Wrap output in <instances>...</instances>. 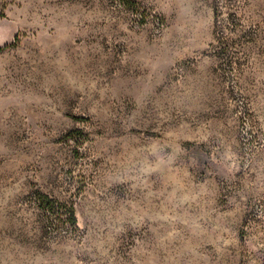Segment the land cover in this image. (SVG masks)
Returning a JSON list of instances; mask_svg holds the SVG:
<instances>
[{"label": "rangeland", "instance_id": "obj_1", "mask_svg": "<svg viewBox=\"0 0 264 264\" xmlns=\"http://www.w3.org/2000/svg\"><path fill=\"white\" fill-rule=\"evenodd\" d=\"M0 264H264V0H0Z\"/></svg>", "mask_w": 264, "mask_h": 264}, {"label": "trees", "instance_id": "obj_2", "mask_svg": "<svg viewBox=\"0 0 264 264\" xmlns=\"http://www.w3.org/2000/svg\"><path fill=\"white\" fill-rule=\"evenodd\" d=\"M69 216H70L71 224L73 226H75L77 224V220H76L75 213H74L73 209H70Z\"/></svg>", "mask_w": 264, "mask_h": 264}]
</instances>
